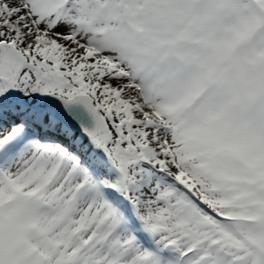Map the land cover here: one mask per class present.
I'll return each mask as SVG.
<instances>
[{"label":"snow or ice","instance_id":"obj_1","mask_svg":"<svg viewBox=\"0 0 264 264\" xmlns=\"http://www.w3.org/2000/svg\"><path fill=\"white\" fill-rule=\"evenodd\" d=\"M0 264H264V0H0Z\"/></svg>","mask_w":264,"mask_h":264}]
</instances>
